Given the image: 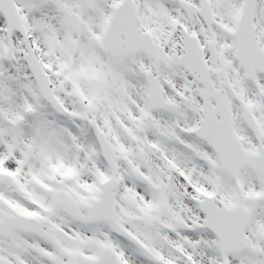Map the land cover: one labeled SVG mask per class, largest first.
<instances>
[{"label": "snow or ice", "instance_id": "6c2138e0", "mask_svg": "<svg viewBox=\"0 0 264 264\" xmlns=\"http://www.w3.org/2000/svg\"><path fill=\"white\" fill-rule=\"evenodd\" d=\"M0 264H264V0H0Z\"/></svg>", "mask_w": 264, "mask_h": 264}]
</instances>
